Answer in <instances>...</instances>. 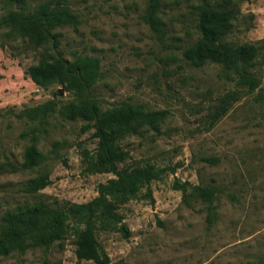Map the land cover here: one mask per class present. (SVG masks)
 Listing matches in <instances>:
<instances>
[{
	"label": "rangeland",
	"instance_id": "374dc122",
	"mask_svg": "<svg viewBox=\"0 0 264 264\" xmlns=\"http://www.w3.org/2000/svg\"><path fill=\"white\" fill-rule=\"evenodd\" d=\"M47 1L52 0H25L24 9ZM233 1L239 17L227 39L264 38V0ZM66 2L76 22L55 28L53 49L51 42L35 47L20 35L7 20L20 4L0 0V230L4 213L18 205L84 203L98 195L100 183L115 177L90 168L84 155L94 154L97 139L85 121L57 112L43 118L22 114L50 100L58 107L78 96L59 83L31 80L27 68L40 52L56 51L69 60L96 56L99 76L89 92L102 109L126 102L165 110L158 131L146 127L119 141L128 152L119 167L153 164L162 172L119 206L127 234L120 224L109 231L96 224V239L110 262L264 264V46L254 69L259 85L248 90L222 64L197 67L183 59L182 48L199 35L192 12L197 0H161L162 35L141 17L148 0ZM234 90L238 99L209 124L219 97ZM32 143L47 155L46 161L21 169ZM39 168L49 172V184L26 191V181ZM181 183H186L184 192ZM195 187L211 191L212 209L210 195ZM75 226L68 221L64 238L49 245L0 255V264H97L76 257Z\"/></svg>",
	"mask_w": 264,
	"mask_h": 264
},
{
	"label": "trees",
	"instance_id": "16d2710c",
	"mask_svg": "<svg viewBox=\"0 0 264 264\" xmlns=\"http://www.w3.org/2000/svg\"><path fill=\"white\" fill-rule=\"evenodd\" d=\"M20 4V9L10 14L7 20L15 23L19 34L35 47L51 42L53 49L58 43L56 27L76 22V15L67 7L66 0H52L39 3L34 9H24L25 0H8ZM197 39L182 48L183 59L193 66L206 62L222 64L236 74L238 85L252 90L259 85L254 71L260 64L259 54L264 38L253 42L228 40L239 17L233 0H197L192 5ZM161 0H148L143 21L158 35L165 32L162 19ZM248 20L252 14L247 15ZM246 25L245 29H249ZM27 72L37 85L59 83L65 89L75 90L78 96L57 107L53 100L22 111L29 118L45 117L57 112L68 120L81 119L92 127L97 139L93 155L85 158L93 171L115 174L105 183L98 185V195L84 203L67 201L36 202L32 205H18L3 215L4 225L0 230V255L16 248L49 245L64 238L68 221L75 226V255L78 259L92 260L97 264H126L110 262L95 236L96 224L109 231L118 224L125 234L127 229L118 212L121 204L138 195L140 190L162 172L153 164L119 167L128 156L119 141L127 135L141 134L146 127L155 131L165 115V110H145L140 106L120 102L102 109L90 95V88L99 76V58L76 56L72 60L56 51L39 53L36 63L28 66ZM238 99V91H228L219 97L218 103L209 113V124H214ZM47 155L33 143L23 153L21 169H34L46 161ZM50 182L49 172L38 169L25 183L28 192H36ZM186 183L179 187L185 190ZM199 193L210 195L208 208L212 209L211 191L195 187ZM186 196V193H185ZM210 214V212H209ZM210 218V217H209ZM80 225L82 227H80ZM79 226V227H78Z\"/></svg>",
	"mask_w": 264,
	"mask_h": 264
}]
</instances>
